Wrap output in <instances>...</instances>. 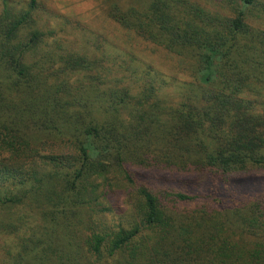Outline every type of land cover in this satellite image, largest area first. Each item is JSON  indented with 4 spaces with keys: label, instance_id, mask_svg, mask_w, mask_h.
Returning <instances> with one entry per match:
<instances>
[{
    "label": "trees",
    "instance_id": "16d2710c",
    "mask_svg": "<svg viewBox=\"0 0 264 264\" xmlns=\"http://www.w3.org/2000/svg\"><path fill=\"white\" fill-rule=\"evenodd\" d=\"M225 1L223 10L199 0L113 6L121 49L103 35L76 48L52 40L39 0H3L0 204L31 199L43 218L31 234L22 216L6 219L16 264H81L67 210L110 199L105 189L132 183L133 169L196 173L232 199L178 212L168 195L196 196L141 185L129 226L82 240L87 264H264V190L233 185L264 174V0Z\"/></svg>",
    "mask_w": 264,
    "mask_h": 264
},
{
    "label": "rangeland",
    "instance_id": "374dc122",
    "mask_svg": "<svg viewBox=\"0 0 264 264\" xmlns=\"http://www.w3.org/2000/svg\"><path fill=\"white\" fill-rule=\"evenodd\" d=\"M151 0H39V6L43 5L44 10L37 13V18L41 19L40 24L44 28L55 29L58 36L51 39H62L69 47L78 43H83L85 37L94 38L99 35L105 36V40L112 47L121 48L124 41H128L126 31L116 25L108 16L113 6L131 7L148 5ZM210 4L215 9L228 6L225 0H199ZM3 0H0V11L3 8ZM15 7H27L30 0H11ZM264 14V10L260 12ZM46 27L44 26V24ZM81 25L84 27H81ZM50 27V28H49ZM76 48V47H74ZM154 66L163 69L169 74L168 67L155 60ZM131 181L126 178L122 181L114 180L111 186L105 189L104 182L100 181L99 188L105 189L110 194L108 200L93 196V200L85 197L83 204L70 207L66 213L65 232L67 238L73 246L81 252V264H87V257L82 245V240L93 233H103L112 235L118 232L121 227L129 226L133 220L130 212L131 204L135 200L134 196L139 186L147 185L155 190L159 188L169 189V191H181L196 198L179 201L168 195V207L176 209L178 212H190L207 202L223 200L229 203L232 199L227 186H222L220 191L211 187V182L203 179L196 173H173L169 171H152L144 169H133ZM233 185L242 194H254L264 190V174L253 176L241 175L233 181ZM98 186V185H97ZM98 190V189H97ZM100 191V190H99ZM98 195V193H97ZM99 195L101 193L99 192ZM96 197V198H95ZM95 198V199H94ZM131 199V200H130ZM103 201V202H102ZM0 204V264H16L14 253L18 249L19 241L15 235H9L3 228L8 223L6 219L17 220L19 217L25 218L27 225L24 230L31 234L35 227L43 223L42 215L39 214L36 204L31 199H26L21 206L9 210ZM10 211H13L11 215ZM69 232V234H68ZM37 233V232H36ZM167 245L161 246V251L167 250ZM78 258V253H74ZM79 259V258H78ZM39 264V263H34ZM51 264L54 261L51 260Z\"/></svg>",
    "mask_w": 264,
    "mask_h": 264
}]
</instances>
